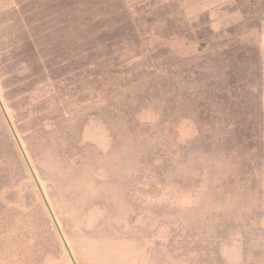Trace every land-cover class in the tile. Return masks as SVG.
<instances>
[{"label":"rangeland","instance_id":"1","mask_svg":"<svg viewBox=\"0 0 264 264\" xmlns=\"http://www.w3.org/2000/svg\"><path fill=\"white\" fill-rule=\"evenodd\" d=\"M0 264H264V0H0Z\"/></svg>","mask_w":264,"mask_h":264}]
</instances>
